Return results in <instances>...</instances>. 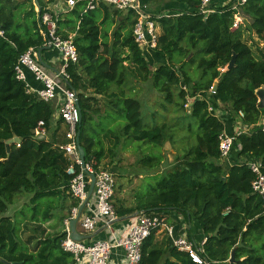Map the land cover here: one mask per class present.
<instances>
[{"label":"trees","instance_id":"trees-1","mask_svg":"<svg viewBox=\"0 0 264 264\" xmlns=\"http://www.w3.org/2000/svg\"><path fill=\"white\" fill-rule=\"evenodd\" d=\"M167 1L169 7L151 16L160 29L154 51L164 59L152 75L134 42L133 20H120L119 11L104 5L89 11L84 0L59 15L58 33L63 38L73 34L78 52V63L69 65L67 72L69 85L77 92L84 158L94 157L98 165L105 158L100 139L90 133L92 114L98 115L93 108L97 96L112 99L108 101L112 113L105 117L117 121L123 135L135 142L162 145L163 126L145 128L140 102L114 91L121 90L129 77L133 82L150 81L168 103L177 95L180 108L193 99L190 113L184 116L194 120L195 144L179 166L150 177L136 194L134 205H120L116 214L121 218L139 211L176 212L188 222L195 221L206 235L200 256L208 264H264V205L252 192L254 175L244 163L259 160L264 174V130L258 125L264 108H258L255 94L264 88V48L253 53L242 41L241 25L232 30L235 11L231 3L202 15L197 11L201 0ZM27 2L0 0V264H75L72 255L60 247L64 233L38 239V224L51 218L57 186L68 183L70 177L66 174L69 163L53 138L57 133L48 140L34 135L39 122L46 134L50 132L53 106L28 93L15 75L18 58L29 48L43 47L38 17L45 5L38 0V14L32 0ZM240 14L250 20L247 31L264 41V0H247ZM115 23L108 45L109 29ZM233 56L235 64L226 70ZM207 92L211 100L203 95ZM213 102L225 107L229 116L241 113L242 123L254 126L235 139L238 158L244 161L227 169L220 162L218 139L225 125L210 113ZM14 135L19 146L13 143L7 152L6 142ZM161 161L157 156L141 160L148 168ZM22 193L32 195L28 204L8 215L9 206ZM30 224L36 225L33 235L23 238L22 227L28 229ZM233 250L234 262L229 263ZM139 264L194 263L167 243L157 244L153 231L142 245Z\"/></svg>","mask_w":264,"mask_h":264},{"label":"built area","instance_id":"built-area-1","mask_svg":"<svg viewBox=\"0 0 264 264\" xmlns=\"http://www.w3.org/2000/svg\"><path fill=\"white\" fill-rule=\"evenodd\" d=\"M50 1L47 0V3ZM84 1L87 2L86 9L89 11L104 5L121 14L132 16L134 21L132 35L138 48L141 51L157 48L159 34L156 30V23L152 21V15L139 0ZM246 2L247 0H201L197 11L202 15H207L212 13L215 7H223L231 3V8L235 11L232 30H235L242 22L240 11ZM76 3L77 0H64L65 10L72 9ZM38 19L43 47L54 49L59 53L61 68L55 74L49 73L39 62L38 50L29 48L18 58L15 75L17 80L25 84L28 93L45 103L55 104V115L65 128L64 143L57 144V147L69 163L66 168V174L70 177L67 194L76 201L77 205L71 209L70 217L64 222L61 249L72 255L75 264H110L113 249L121 248L125 264H139L144 241L153 231L156 233L158 230H163L171 240V247L187 254L194 264H208L200 256L204 243L197 245L193 239L186 235L176 236L173 227L166 224L163 215L143 211L134 213L124 233L119 238L112 236V225L118 220L113 205L116 188L114 174L101 168L94 157H90L88 160L84 158V162H82L76 146L81 113L79 106L76 105L77 92L70 87V77L67 72L69 65L78 63V52L73 37L63 38L58 33L59 15L53 13L51 9L45 8ZM24 70L29 71L35 81L40 83V89L29 88ZM209 111L215 115L216 110L211 105H209ZM238 118L242 119L241 113ZM258 125L264 130V119ZM253 127V125H245L240 121L234 124L230 134L223 131L218 137L220 158L228 159L231 151L236 147V137L241 133L251 131ZM34 135L36 138L46 135L43 122L38 123ZM17 145L19 146V143ZM244 163L254 175L251 183L252 192L261 198L264 205V174L261 170V163L256 159H250ZM89 174H94L95 178L91 195L94 199L93 206L89 204L90 198L87 200L90 184ZM81 206L82 210L85 208L87 211L85 213L81 211L78 216V209ZM77 216V223L85 234H92L99 227H103L105 231L110 232L108 239L91 242L87 238L81 241L72 239L69 222Z\"/></svg>","mask_w":264,"mask_h":264},{"label":"rangeland","instance_id":"rangeland-1","mask_svg":"<svg viewBox=\"0 0 264 264\" xmlns=\"http://www.w3.org/2000/svg\"><path fill=\"white\" fill-rule=\"evenodd\" d=\"M160 4L161 1L157 0L155 5L157 7ZM152 6L153 4L150 5V7ZM125 16L128 17L127 23L133 20L132 16L126 14ZM249 22L248 18H242L239 28H241L243 34L242 41L256 54L258 50L264 48V41L259 40L255 35L247 31ZM156 67L157 65L150 68V75L153 74ZM114 91L116 93L122 91L125 96L135 98L140 102L143 126L145 128L163 126L161 146L135 142L122 134V126L117 125V121L111 122L109 118L105 117L108 113H112L108 103L112 99L97 96L96 103L93 104V108L98 110V115L92 114L93 121L91 122L90 133L94 138L100 139L105 155L99 166L114 174L116 188L113 205L115 208L120 205L131 207L134 205L136 194L142 191L150 177L163 175L179 166L187 150L195 144L194 120L184 116L185 113H190L188 105L192 104L193 99L188 98L185 107L180 108L179 104L181 101L178 100L177 95H174L173 101L168 103L164 100V95L157 93L152 88L150 81L145 83L140 81L133 82V77L128 78L121 90L116 88ZM203 95L211 100L208 92ZM214 109L218 111L220 119L222 118L221 114L223 116V114L227 113L226 108L218 104H215ZM98 122L100 127L96 126ZM100 122H102V126ZM104 125H106L105 128ZM64 132L65 128L61 127L60 130L59 127L56 129L52 128L48 133L49 138H51V134L53 136V134L57 133L53 136L55 142L63 144ZM48 134H46L47 137ZM148 156L161 157L162 161L153 168L145 167L141 160ZM23 197L24 194L17 198L13 207L9 208L8 215H12L15 206L23 202ZM30 233L32 234L31 231L29 233L24 232L22 237H27ZM166 237L164 235V240Z\"/></svg>","mask_w":264,"mask_h":264},{"label":"crops","instance_id":"crops-1","mask_svg":"<svg viewBox=\"0 0 264 264\" xmlns=\"http://www.w3.org/2000/svg\"><path fill=\"white\" fill-rule=\"evenodd\" d=\"M17 1H18V3L27 2V0H17ZM139 1L142 5H144L146 7V10L148 11V13L150 15H156L159 12V10H160V12H162L165 10V8L170 6L169 5L170 2H168L167 0L161 1L160 6H157V7L155 5L156 0H139ZM42 3H43V5H45V8L51 9L53 13H56L58 15H61L66 11L64 8V0H52L49 3H47V0H42ZM32 4L34 5L33 0H32ZM152 4H153V6L150 7V5H152ZM28 7H29V4H26V8H28ZM34 7H36V6L34 5ZM35 12H37V8H35ZM123 18H127L125 16V14H121V17L119 19L121 20ZM115 26H116V23L114 25H112L109 29L108 39H107L108 45H110V43H111V40H112L111 32L113 31ZM156 30H157L158 34L160 35V29H159L157 24H156ZM68 36L73 37V34H69ZM42 48H44V47H42ZM142 54H143L144 58L146 59L148 65H149V68L155 67L156 65H159V63L164 62L163 57L161 55H159L157 52H155L154 50L143 49ZM40 56H41L42 62L44 63V68L49 73L55 74V73L59 72V70L61 68V63H60L59 53L56 50L45 47L44 49L41 50ZM24 73H25V77H26V83L30 89H40L41 88L40 83L35 81L33 75L29 71L24 70ZM218 104L221 105L220 103H218ZM54 105L55 104L53 103L52 104L53 108H54ZM216 114H215V116L217 118H219L220 116H218L217 110H216ZM227 114L228 113H225V114H223V116L221 114V117H222L221 120L224 122V125H225L224 132H226V134H230L233 130L234 124L236 122L239 123L241 120L236 116L233 117L232 115L229 116ZM58 127H59V130L61 127L64 128V126L61 124V122L57 119V117L55 115V110H54V116H53V120L51 123V129L52 128L56 129ZM41 137H43V139H40V140H48L47 138H49V134H48V137L46 135L41 136ZM238 150H239V147L236 146L231 151V154H230L228 159H226V160L220 159L221 160L220 162L224 165L225 169H227L228 167L232 166L235 163H242L244 161V160H241L238 158ZM67 186H68L67 182L61 183L59 186H57L58 195H56V197H55L56 199L54 202H52L51 208H50L51 218L50 219L48 218L46 222L38 224L41 227V229L39 231H41L43 234L40 236V234H41V232H40L38 234V239L46 238L47 236H52V235L57 234V233H63L64 222L69 218L70 211L74 207L73 202H75V200L72 199L67 194ZM22 194H24V197H23L24 200L21 204H18L17 206H15L13 213L15 211L19 210L20 208H22L23 206H25L26 204H28L29 199L32 196V195L26 194V193H22ZM22 194H19L16 196L13 204L10 205L9 208L11 206L13 207V205L17 201V198ZM89 204H90V206L94 205V199L92 196L89 199ZM86 211L87 210L84 208L82 210V213H85ZM132 215L133 214L125 216V217H121V218L118 217V220L116 222H114L112 225V236L113 237L119 238L124 233L127 225L130 222ZM163 216L165 218L166 224L173 227L174 232H175L174 234L176 236L186 235L187 237H190L191 239H193L197 245H200V244L205 242L206 235L202 232L201 227L195 221L188 222V221H186V219L181 214H177L176 212H167ZM27 227L29 230L22 227V230L25 229V233H29V231H31L32 229H35L36 225L30 224ZM76 231L78 232V234L87 237V240L89 242L95 241V240H105V239H108V237L110 236V232L105 231L103 227H99L98 230H96L92 234H85L78 223H76ZM30 235H33V233L32 234L30 233ZM164 235H166V233L163 230H158L155 233V242L157 244L167 243L169 246H171L170 238L166 237L164 240V238H163ZM110 264H125L123 250L121 248L113 249Z\"/></svg>","mask_w":264,"mask_h":264},{"label":"water","instance_id":"water-1","mask_svg":"<svg viewBox=\"0 0 264 264\" xmlns=\"http://www.w3.org/2000/svg\"><path fill=\"white\" fill-rule=\"evenodd\" d=\"M33 2H34V5L37 8V13L39 14L41 7H40V5L38 3V0H33ZM44 48H41V49L38 50V59H39L40 64L43 65V66H44V63L41 60L40 52ZM234 64H235V59H234V56H233L231 61L226 66V70L231 69L234 66ZM214 90H215V88L212 89L213 93H214ZM255 94H256V96L258 98V108H264V88L258 89L255 92ZM76 105L79 106L78 99H76ZM191 106H192V104L188 105V110L191 109ZM37 139H43V137H38ZM19 142H20V140L14 135L12 139H10V140H8L6 142V150H7V152H9V145H11L13 143L18 144ZM76 146H77V151H78V154H79V158H80V160L82 162H84V150H83V148H82V146L80 145V142H79V132H78L77 138H76ZM89 178H90V184H89V188H88V192H87V200L92 195L93 186H94V179H95L94 178V174H89ZM81 211H82V206L78 209V216L80 215ZM78 216H77V218H74V219L70 220L69 229H70V232H71L72 239H74L76 241H81V240L86 239L87 237L78 234V232L76 231V223H77ZM233 262H234V250L231 252L230 258H229V263H233ZM5 264H8V263H5Z\"/></svg>","mask_w":264,"mask_h":264}]
</instances>
